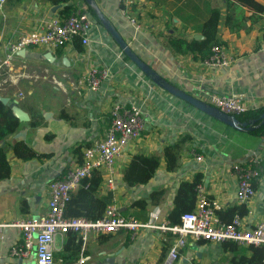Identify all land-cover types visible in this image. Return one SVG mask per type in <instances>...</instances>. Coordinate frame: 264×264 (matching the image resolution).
I'll use <instances>...</instances> for the list:
<instances>
[{
  "label": "crops",
  "instance_id": "0c3cea01",
  "mask_svg": "<svg viewBox=\"0 0 264 264\" xmlns=\"http://www.w3.org/2000/svg\"><path fill=\"white\" fill-rule=\"evenodd\" d=\"M93 1L132 51L168 83L202 101L224 95L245 103L248 112L264 106V11L237 9L234 3L226 7L225 0H133L141 27L134 31L119 13V0ZM256 1L264 7V0ZM69 4L75 7L73 12L90 17L86 45L80 42L57 49L28 48L14 58L9 69L0 71V81H6L0 87V97L8 98L28 117L13 135L0 142L10 166L8 178L0 181V264H35L32 255L22 259L11 254L20 243V233L8 224L46 214L49 183L62 179L72 164L80 162L82 151L104 137L110 125V109L115 105L126 110L138 108L144 130L118 158L113 192L107 190L103 172H97L101 177L98 198L114 202L121 215L142 223L156 211L165 221L179 183L200 175L203 194L220 205L218 212L226 213L240 205L235 200L236 180L230 174L231 166L256 157L261 174L255 182V196L243 204L247 214L241 221L250 228L263 220L264 131L256 130L260 124L249 125L250 130L230 128L154 86L123 58L107 31L90 16L84 0H70ZM53 6L46 0H5L0 7V58L9 41L61 18L62 5L54 12ZM211 9L220 11L217 37L229 54L228 67L205 66L191 54L175 53L168 44L171 39L190 41L202 35L199 27ZM92 66L109 71L97 91H89L80 83L83 73ZM247 114L237 116L240 122L251 121ZM31 121L37 126L31 127ZM15 141L46 156L20 160L11 150ZM179 141L174 171H166L161 159L147 184L136 188L123 184V169L133 154L159 156L164 147ZM195 156H201L202 161L197 162ZM157 191L161 193L151 200L149 195ZM134 201H144L145 208L131 206ZM67 239V235L55 238L56 264L62 261ZM172 239L170 234L150 229H140L134 235L125 231L100 235L90 238L70 264L80 258H86L82 264H159ZM230 257L221 244L188 239L173 264H230Z\"/></svg>",
  "mask_w": 264,
  "mask_h": 264
},
{
  "label": "built area",
  "instance_id": "2783aa9c",
  "mask_svg": "<svg viewBox=\"0 0 264 264\" xmlns=\"http://www.w3.org/2000/svg\"><path fill=\"white\" fill-rule=\"evenodd\" d=\"M4 3L5 0H0V7ZM119 4V13L125 17L134 31L140 30L133 0H119ZM91 24L87 13L81 11L73 12L64 18L47 21L42 26L6 44L5 54L3 58H0V71L9 69L14 58L28 48L57 49L71 44L74 39H79L82 45H86ZM202 62L205 66L220 68L228 67L230 59L222 45H214L211 47L210 55ZM108 75L107 68L92 66L83 73L80 83L89 91H97ZM5 83V80L0 81V87ZM204 102L225 114L236 117L249 110L245 103L232 96L212 95ZM141 116L140 110L135 107L126 110L115 105L110 109V125L104 137L91 147L85 148L80 162L72 164L62 179L49 183L46 214L36 219H24L8 224L9 227L18 229L20 233V243L11 249V254L18 255L22 259L32 255L35 264H56L53 251L55 238L58 235L70 233L76 235L80 242V249L83 250L90 238L113 235L120 231L134 235L140 229L156 230L173 237L168 245L166 256L160 264H173L188 239L215 244L233 241L241 246H264V219L250 228L244 227L239 216H234L229 223L222 222L217 215L220 205L216 201L208 200L200 185L197 187L193 210L181 215L176 225H167L160 219L158 211L145 223L123 216L114 202L107 205L103 216L95 221L65 217L64 209L72 192L93 172H103L107 190L114 191L117 160L123 149L141 136L144 130ZM195 160L200 162L202 157L195 156ZM230 174L236 180V202L247 204L256 193L255 182L261 174L259 159L251 157L248 162L233 164ZM164 241L167 242L166 239ZM84 259L86 258H80L74 264H82ZM57 264L66 263L58 261Z\"/></svg>",
  "mask_w": 264,
  "mask_h": 264
},
{
  "label": "trees",
  "instance_id": "16d2710c",
  "mask_svg": "<svg viewBox=\"0 0 264 264\" xmlns=\"http://www.w3.org/2000/svg\"><path fill=\"white\" fill-rule=\"evenodd\" d=\"M51 4L62 5L59 10V16L66 17L75 9L73 5L69 4L70 0H46ZM234 3L235 8H245L252 10L255 13H262L264 7L261 6L256 0H225L226 7L232 6ZM87 6V5H86ZM87 11L90 16L98 22L94 11L87 6ZM220 18V11L218 9H211L207 18L199 27L204 39H192L186 41L183 39H171L168 44L172 50L179 55L191 54L192 58L203 61L210 55L211 47L220 45L217 37V27ZM72 43L75 46L80 44L79 39H74ZM80 50V48H78ZM123 58L128 60L124 55ZM248 113V114H247ZM264 113V106L254 111H247L246 114L251 118L252 124L258 126L256 130L264 131V123L261 124L260 116ZM62 119L66 117L61 115ZM237 119H239L237 117ZM20 122L13 115L9 103L3 105L0 102V142L7 137L13 135ZM31 127L37 126L35 121L29 123ZM185 140V139H184ZM182 140V141H184ZM179 145L180 141L163 148L161 155H143L133 154L123 169L122 182L127 188H136L145 185L154 176L157 171L161 159L165 162V169L168 172L174 171L177 168V160L179 158ZM77 149V148H76ZM74 149V151L76 150ZM11 150L14 157L27 161L31 159H42L46 155H38L24 142L15 141L11 145ZM98 172V171H97ZM97 172H93L89 178L81 181L76 191H73L69 201L67 202L64 215L68 218H83L87 221H95L101 218L104 214L106 206L111 203L110 200L105 198H98L96 193L101 182V177ZM10 174V166L7 161L6 152L3 147H0V181L8 178ZM200 175H197L191 181H183L179 183L176 193L173 198L172 208L165 218L167 225H176L179 223L181 215L193 210L197 197V187L200 185ZM161 191L153 192L149 198L153 200L156 194ZM131 206L138 208H145L144 201H134ZM247 214L246 208L243 204L238 207H231L226 213L218 212L219 219L224 223H229L234 216L240 218ZM224 215V216H222ZM68 239L63 247L61 260L64 263H73L80 251V242L76 235L67 234ZM222 250L230 254V264H264V246H241L233 241H225L221 243ZM164 256V255H163ZM165 257L160 259V263ZM159 263V264H160Z\"/></svg>",
  "mask_w": 264,
  "mask_h": 264
},
{
  "label": "water",
  "instance_id": "95a60500",
  "mask_svg": "<svg viewBox=\"0 0 264 264\" xmlns=\"http://www.w3.org/2000/svg\"><path fill=\"white\" fill-rule=\"evenodd\" d=\"M87 6H89L95 13L100 25L107 31L109 36L111 37L114 44L118 47L122 55H124L130 63L136 66V68L147 78L149 81L159 89L165 91L166 93L184 101L185 103L191 105L197 110L207 114L218 122L236 129V130H250L248 127L252 124V121L240 122L236 116L225 114L213 106L207 104L206 102L200 100L199 98L193 97L187 92L173 86L172 84L165 81L162 77L157 75L152 69L146 65L144 61L140 59L136 53L132 51L128 43L122 38V36L118 33V31L111 26L109 21L103 16V14L99 11L96 4L93 0H84ZM61 5H55L52 7V11L59 9ZM202 35H195L194 39H202ZM0 102L3 105L9 103L8 98L0 97ZM11 111L13 115L18 119L19 122H26L28 120L27 115L19 110L15 103H9ZM261 124L264 123V113L260 116Z\"/></svg>",
  "mask_w": 264,
  "mask_h": 264
}]
</instances>
